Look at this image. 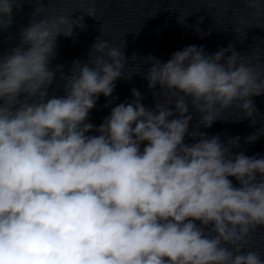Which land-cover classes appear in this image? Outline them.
<instances>
[{
  "label": "clouds",
  "instance_id": "9594fccd",
  "mask_svg": "<svg viewBox=\"0 0 264 264\" xmlns=\"http://www.w3.org/2000/svg\"><path fill=\"white\" fill-rule=\"evenodd\" d=\"M37 3L20 44L0 54V264H264L250 247L264 227V156L234 152L239 136L199 131L233 110L256 124L251 97L264 94V65L232 44L213 54L190 45L167 62L149 56L154 106L133 88L132 102L97 127L87 121L99 96L141 73L126 75L125 44L101 35L67 75L51 68L57 38L85 25ZM20 6L0 0V30ZM75 11L96 19L94 0ZM57 72L64 94L50 96Z\"/></svg>",
  "mask_w": 264,
  "mask_h": 264
},
{
  "label": "water",
  "instance_id": "95a60500",
  "mask_svg": "<svg viewBox=\"0 0 264 264\" xmlns=\"http://www.w3.org/2000/svg\"><path fill=\"white\" fill-rule=\"evenodd\" d=\"M19 2L21 6L13 8L12 25L0 30V54L20 44V32L29 25L38 6L37 0ZM49 2V12L57 9L59 14L70 18L83 16L82 23L85 25L82 29L74 28L72 37L60 35L57 38L56 57L50 62L51 68L63 65V72L67 75L74 61H88L91 45L101 35L102 39L115 45L125 44L129 67L126 75L141 73L133 74L131 79H118L112 97L99 96L87 121L97 127L110 115L111 108L119 103L132 102L133 88L141 93V102L145 107L154 106L153 92L159 91L160 86L149 89L143 75V70L150 66L146 61L149 56L167 62L174 52L190 45L203 46L206 53L213 54L232 44L245 58L264 65V10L249 8L246 0H94L97 20L75 11L87 9L93 0ZM44 4L47 6L48 0H44ZM133 54L138 59H131ZM59 75L57 72L56 80L49 88L50 96L64 94ZM57 84L61 87L58 88ZM251 99L260 114L256 117L255 125L249 119H235L239 113L233 110L225 114L228 120H218L211 128L201 126L199 131L209 137L219 135L222 141L239 136V148L233 149L234 152L264 156V135L255 142H246L247 137L264 128V94ZM198 118V114H195L191 125H195ZM185 142L191 141L186 137ZM230 179L234 185L237 184L234 178ZM250 247L264 252V227H258L253 233Z\"/></svg>",
  "mask_w": 264,
  "mask_h": 264
}]
</instances>
